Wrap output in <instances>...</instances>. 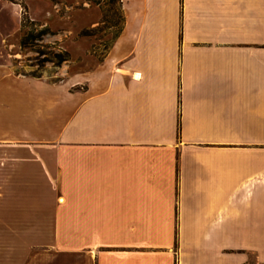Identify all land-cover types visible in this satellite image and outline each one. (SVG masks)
Returning <instances> with one entry per match:
<instances>
[{"label": "crops", "instance_id": "1", "mask_svg": "<svg viewBox=\"0 0 264 264\" xmlns=\"http://www.w3.org/2000/svg\"><path fill=\"white\" fill-rule=\"evenodd\" d=\"M118 2L53 81L0 0V264H264V0Z\"/></svg>", "mask_w": 264, "mask_h": 264}, {"label": "rangeland", "instance_id": "2", "mask_svg": "<svg viewBox=\"0 0 264 264\" xmlns=\"http://www.w3.org/2000/svg\"><path fill=\"white\" fill-rule=\"evenodd\" d=\"M17 1H25L22 27L21 18L9 22L5 46L14 47L16 72L28 76L53 81L66 77L77 38L101 57L120 29L118 0ZM64 52L68 61L57 66V55Z\"/></svg>", "mask_w": 264, "mask_h": 264}, {"label": "trees", "instance_id": "3", "mask_svg": "<svg viewBox=\"0 0 264 264\" xmlns=\"http://www.w3.org/2000/svg\"><path fill=\"white\" fill-rule=\"evenodd\" d=\"M25 15V12L23 13ZM68 61V54L67 53H62L57 55V60H56V65L59 66L63 62Z\"/></svg>", "mask_w": 264, "mask_h": 264}]
</instances>
